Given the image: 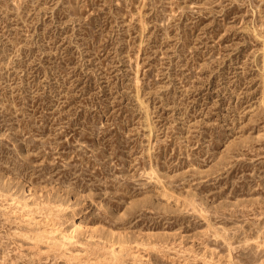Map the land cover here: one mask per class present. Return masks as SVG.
<instances>
[{
  "label": "rangeland",
  "instance_id": "obj_1",
  "mask_svg": "<svg viewBox=\"0 0 264 264\" xmlns=\"http://www.w3.org/2000/svg\"><path fill=\"white\" fill-rule=\"evenodd\" d=\"M0 264H264V0H0Z\"/></svg>",
  "mask_w": 264,
  "mask_h": 264
},
{
  "label": "bare ground",
  "instance_id": "obj_2",
  "mask_svg": "<svg viewBox=\"0 0 264 264\" xmlns=\"http://www.w3.org/2000/svg\"><path fill=\"white\" fill-rule=\"evenodd\" d=\"M76 218H77V216H76Z\"/></svg>",
  "mask_w": 264,
  "mask_h": 264
}]
</instances>
